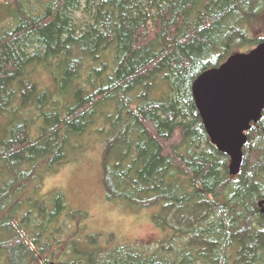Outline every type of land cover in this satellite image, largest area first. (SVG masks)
I'll return each mask as SVG.
<instances>
[{
  "label": "trees",
  "instance_id": "16d2710c",
  "mask_svg": "<svg viewBox=\"0 0 264 264\" xmlns=\"http://www.w3.org/2000/svg\"><path fill=\"white\" fill-rule=\"evenodd\" d=\"M3 6L0 264L55 259L58 222L68 220L60 191L41 194L43 176L81 150L78 139L90 133L104 146L105 199L158 208L153 224L170 235L152 250L73 249L79 264H264V110L247 132L243 164L233 176L228 156L209 141L190 89L201 72L264 41L251 34L264 22V0ZM51 69V86L30 83ZM160 82L168 88L161 100L149 96Z\"/></svg>",
  "mask_w": 264,
  "mask_h": 264
},
{
  "label": "rangeland",
  "instance_id": "374dc122",
  "mask_svg": "<svg viewBox=\"0 0 264 264\" xmlns=\"http://www.w3.org/2000/svg\"><path fill=\"white\" fill-rule=\"evenodd\" d=\"M9 1L0 0L1 17L6 9L3 3ZM2 25L0 22V28ZM251 34L264 39V22L253 28ZM53 82V69L46 72L41 70L30 78V83L37 88H41L37 85L43 84L42 88L51 86ZM165 92H168V88L160 82L151 89L149 96L161 100ZM77 143L82 144L81 150L69 152L67 161L55 165L43 176L41 194L60 191L65 200L64 217L68 220L67 222L61 218L58 222L62 226L59 237L61 245L53 247L52 250H56L57 255L54 260L45 264H79L77 255L72 256L70 252L74 249L76 253H82L86 246L111 248L129 244L143 245L150 250L156 245L161 246L170 232L153 224L152 217L158 208H141L106 200L101 183L103 144L97 142L95 135L91 133L79 138ZM118 155V150L110 154V165L116 162ZM75 211L82 214L80 219L71 216ZM87 237L95 238L91 246L86 242ZM68 260L69 263H66Z\"/></svg>",
  "mask_w": 264,
  "mask_h": 264
},
{
  "label": "water",
  "instance_id": "95a60500",
  "mask_svg": "<svg viewBox=\"0 0 264 264\" xmlns=\"http://www.w3.org/2000/svg\"><path fill=\"white\" fill-rule=\"evenodd\" d=\"M190 89L210 143L228 156V172L236 175L247 132L264 110V41L201 72Z\"/></svg>",
  "mask_w": 264,
  "mask_h": 264
}]
</instances>
